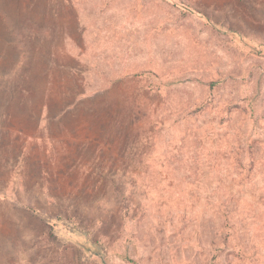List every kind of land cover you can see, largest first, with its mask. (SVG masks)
Instances as JSON below:
<instances>
[{"label":"rangeland","instance_id":"rangeland-1","mask_svg":"<svg viewBox=\"0 0 264 264\" xmlns=\"http://www.w3.org/2000/svg\"><path fill=\"white\" fill-rule=\"evenodd\" d=\"M0 264H264V0H0Z\"/></svg>","mask_w":264,"mask_h":264},{"label":"trees","instance_id":"trees-1","mask_svg":"<svg viewBox=\"0 0 264 264\" xmlns=\"http://www.w3.org/2000/svg\"><path fill=\"white\" fill-rule=\"evenodd\" d=\"M22 98V97H21ZM22 100V99H21Z\"/></svg>","mask_w":264,"mask_h":264}]
</instances>
